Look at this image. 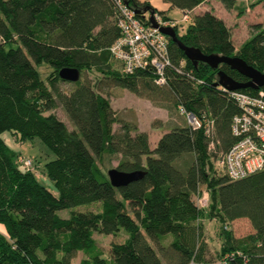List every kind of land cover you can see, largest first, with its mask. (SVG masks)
I'll return each mask as SVG.
<instances>
[{
  "label": "trees",
  "instance_id": "16d2710c",
  "mask_svg": "<svg viewBox=\"0 0 264 264\" xmlns=\"http://www.w3.org/2000/svg\"><path fill=\"white\" fill-rule=\"evenodd\" d=\"M122 1L147 25L151 10L152 16L171 19L150 0ZM164 1L189 10L188 19L192 15L182 34L177 24L168 25L184 44L238 55L264 71V23H252L249 36L236 46L230 27L211 8L193 11L205 0ZM222 2L238 15L244 11L235 0ZM117 15L114 0H0V264H71L79 251L78 264H264V168L231 179L217 162L218 153L237 139L231 121L241 111L215 85L217 70L238 81L247 77L226 63L213 68L192 62L168 35L171 65L164 83L156 81L152 66L125 72L109 49L120 34ZM44 62L51 66L43 69L46 80L38 69ZM62 67L77 68L79 78H62ZM90 69L102 75L95 85L81 74ZM62 82L76 85L67 91ZM116 85L168 102L179 114L182 105L204 125L175 122L152 146L145 129L118 118L105 94ZM260 89L264 86L237 90ZM58 106L71 129L54 112ZM205 119L213 120L209 133ZM8 130L21 139L37 136L53 152L43 169L57 193L39 182L31 158L18 157L8 146L2 136ZM104 154H119L118 169H141L143 175L114 186L99 163ZM203 192L206 205L197 199ZM92 202L99 203L97 211L59 214ZM209 217L220 222L225 239L217 260L207 257L202 220ZM238 217H247L254 232L234 237L227 222ZM121 229L127 234L111 240L105 255L94 232L117 235Z\"/></svg>",
  "mask_w": 264,
  "mask_h": 264
},
{
  "label": "rangeland",
  "instance_id": "374dc122",
  "mask_svg": "<svg viewBox=\"0 0 264 264\" xmlns=\"http://www.w3.org/2000/svg\"><path fill=\"white\" fill-rule=\"evenodd\" d=\"M238 7L244 6V11L241 15L237 14V8H226L222 0H206L197 11H202L204 8H211L216 14L222 15L226 23L231 29L235 45L241 43L243 39L249 36L251 32V24L254 22L264 23V0L251 5L253 0H235ZM166 15L172 20H177V33L182 34L192 22V15L188 20H181L183 10L178 7H170L166 10ZM49 66L47 63H42L38 66L40 76L46 80L45 67ZM112 66L116 68L118 63L112 60ZM119 67V66H118ZM86 74L91 78L92 83L96 84L97 80L102 76L101 73L94 69L84 71L81 74ZM64 90H71L76 84L71 82H62ZM109 98L111 105L116 110L119 119L128 120L131 123H136L140 129H145L151 139V145L159 133H163L175 122L186 123L184 115L178 113V109L174 106L170 107L168 102H156L150 98L139 96L130 90L121 87L113 86L105 93ZM54 112L62 120L66 121L69 129L72 128L71 122L68 120L64 110L61 106L54 109ZM119 124L115 123V127ZM2 136L10 148H12L18 157H29L33 161L32 169L40 183L47 186L54 193H57L53 179L44 171V163L46 160L54 157L53 152L41 141L37 136L21 139L18 133L13 131H4ZM120 158L119 154H104L99 160L102 169L106 170L110 167L116 166ZM99 203H84L69 208L59 210L61 216H68L71 210H94L99 209ZM204 238L207 242V257L214 260L219 259V251L225 239L221 233V224L216 218H205L202 220ZM228 228L231 229L232 234L236 238L243 237L248 233L254 232L250 220L247 217H238L227 222ZM127 234L123 229L117 235H110L104 233L94 232V238L101 246L104 254L107 255L111 240H121ZM170 237H167V240ZM75 260L76 256L73 257Z\"/></svg>",
  "mask_w": 264,
  "mask_h": 264
},
{
  "label": "built area",
  "instance_id": "2783aa9c",
  "mask_svg": "<svg viewBox=\"0 0 264 264\" xmlns=\"http://www.w3.org/2000/svg\"><path fill=\"white\" fill-rule=\"evenodd\" d=\"M114 2L118 9L116 23L120 34L109 49L119 62L121 70L133 72L139 67L152 66L157 73L156 81L164 83L166 67L171 65V60L168 38L160 26H173L179 21L165 20L156 13L153 16L157 25H147L122 0ZM189 13V10L183 11L181 20H187ZM220 86L236 101L241 111L231 121V130L237 139L229 149L218 153L217 162L231 179H237L264 168V91L260 89L255 94L237 89L227 90ZM179 112L186 116L192 127L199 128L204 125L201 117L187 111L182 105L179 106ZM205 120L206 131L209 133L213 128V120ZM210 148H215L213 139L210 141ZM23 162L27 168L31 167L29 158ZM197 199L199 204L206 205V192L201 193Z\"/></svg>",
  "mask_w": 264,
  "mask_h": 264
},
{
  "label": "water",
  "instance_id": "95a60500",
  "mask_svg": "<svg viewBox=\"0 0 264 264\" xmlns=\"http://www.w3.org/2000/svg\"><path fill=\"white\" fill-rule=\"evenodd\" d=\"M151 21L153 25H157L153 19L151 10ZM162 32L170 36L173 41H175L180 48L183 49L185 55L192 60V62L197 63L198 61H204L209 66L216 68L221 63L228 64L231 68L238 70L240 73L247 77L245 81L235 80L233 77L228 75L224 70H217V80L214 82L215 85H222L227 90H234L243 87L259 88L264 86V71L259 70L255 66L249 64L245 59L238 55H226L219 53H204L199 47L193 45L184 44L177 36L176 30L172 26H160ZM59 75L71 81H75L79 78V70L74 67H62L59 70ZM107 175L110 182L114 186L125 185L140 176L143 175L141 169L137 170H120L116 166L110 167L107 170Z\"/></svg>",
  "mask_w": 264,
  "mask_h": 264
},
{
  "label": "crops",
  "instance_id": "0c3cea01",
  "mask_svg": "<svg viewBox=\"0 0 264 264\" xmlns=\"http://www.w3.org/2000/svg\"><path fill=\"white\" fill-rule=\"evenodd\" d=\"M151 1V3L152 4H154V5H156V6H158L159 8H161V9H168V8H170L169 7V3L168 2H166V1H164V0H150ZM206 1V0H205ZM204 1V2H205ZM203 2V3H204ZM203 3H201V4H199V5H197V6H195L194 8H193V11L194 12H199V11H197V10H195V9H197L198 7H200ZM205 9H210V8H204L203 10H205ZM214 11V10H213ZM215 12V11H214ZM218 15V14H217ZM218 16H220L221 18H223L224 19V21L226 22V20H225V18L222 16V15H218ZM228 25V24H227ZM229 26V25H228ZM232 37H233V35H232ZM244 40V39H243ZM242 40V41H243ZM241 41V42H242ZM239 45V44H238ZM237 45V46H238ZM164 132V131H163ZM162 133H159L158 135H157V137L154 139V141H153V144L155 145V143H156V141L158 140V138L160 137V135H161ZM150 137V136H149ZM150 143H151V139H150ZM81 256H82V252L81 251H79L77 254H76V259L77 260H75L74 258L72 259V261H71V264H78V262H79V259L81 258Z\"/></svg>",
  "mask_w": 264,
  "mask_h": 264
}]
</instances>
